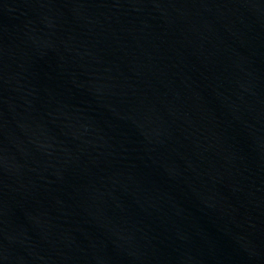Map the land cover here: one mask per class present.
Wrapping results in <instances>:
<instances>
[{
    "label": "water",
    "instance_id": "obj_1",
    "mask_svg": "<svg viewBox=\"0 0 264 264\" xmlns=\"http://www.w3.org/2000/svg\"><path fill=\"white\" fill-rule=\"evenodd\" d=\"M0 264H264V0H0Z\"/></svg>",
    "mask_w": 264,
    "mask_h": 264
}]
</instances>
